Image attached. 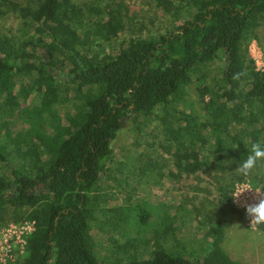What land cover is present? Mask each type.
Here are the masks:
<instances>
[{"label": "trees", "instance_id": "1", "mask_svg": "<svg viewBox=\"0 0 264 264\" xmlns=\"http://www.w3.org/2000/svg\"><path fill=\"white\" fill-rule=\"evenodd\" d=\"M153 1L174 18L169 32L132 35L99 54L97 41L117 37L131 22L122 0H0V12L25 10L18 33L0 34V226L33 224L23 253L7 264H106L109 257L99 259L88 231L90 215L106 211L97 197L111 142L122 127L168 105L161 145L174 156L169 176L204 170L207 142L219 164L243 167L217 187V197L247 217L232 194L234 181L250 177V156L264 152L258 103L264 100V68L246 63V44L264 23V0ZM84 35L88 45L81 42ZM218 59L220 78L210 86L203 71ZM199 74L202 114L179 116L178 96ZM29 93L38 106L29 107ZM15 120L23 137L12 135ZM202 130L211 137H200ZM135 208L144 223L151 226L153 214L157 221L124 264H242L221 248L220 220H201L196 243L184 247L174 213L159 214L141 203ZM257 225L264 230V223Z\"/></svg>", "mask_w": 264, "mask_h": 264}, {"label": "rangeland", "instance_id": "2", "mask_svg": "<svg viewBox=\"0 0 264 264\" xmlns=\"http://www.w3.org/2000/svg\"><path fill=\"white\" fill-rule=\"evenodd\" d=\"M122 1L128 8L131 22L117 37L108 41L99 39V54L114 51L132 35L148 36L169 32L172 24L174 25V18L157 7L153 0ZM24 15L25 10L1 11L0 34L4 33L10 38L13 33H18ZM88 36L80 37L81 42L88 45ZM246 48V63H252L256 70L263 69L264 23L255 29V37L248 41ZM220 66L222 61L218 59L204 68L205 78L199 74L187 85L176 103L179 116L190 111L195 115L202 114L203 103L197 85L202 77L210 86L217 83ZM28 95L29 107L38 106V99L31 93ZM80 96L82 93L77 95ZM258 103L262 105L261 114L264 116V100ZM171 111L168 105L140 124L129 123L119 129L116 138L111 142L112 155L102 176L100 197H97L106 211L90 215L88 231V238L99 259L104 260L102 256H105L109 257V260H104L106 264H124L133 251L141 250L142 239L150 237V228L157 221L155 214L151 218V226L148 225L149 222L144 223V219H139L134 206L141 203L143 207L155 208L159 214H175L180 246L196 243V236L201 235V220L215 218L223 226V239L220 243L223 251L242 264H264V230L257 225V222L264 223V152L250 156L246 164L250 177L234 181L233 201L247 212L246 218L240 217L219 204L217 187L230 182L237 176V172H242L243 167L229 168L226 160L219 164L207 142L203 153L209 165L204 170L188 178L169 176V171H174V156L161 145L164 143L162 137H165L161 130V119L165 115L168 117ZM15 122L16 120L11 125L13 137H23L20 125ZM262 129L264 131V126ZM200 133V137H211L208 130ZM16 143L21 150V138H17ZM235 192L239 193L238 196ZM111 208L116 211H110ZM180 219H184L183 224H180ZM11 222L15 223L8 221L0 229L7 228ZM147 246L150 248L152 242Z\"/></svg>", "mask_w": 264, "mask_h": 264}, {"label": "built area", "instance_id": "3", "mask_svg": "<svg viewBox=\"0 0 264 264\" xmlns=\"http://www.w3.org/2000/svg\"><path fill=\"white\" fill-rule=\"evenodd\" d=\"M238 194L235 192L236 196ZM32 229L33 224L28 221L11 222L7 228L0 229V264H7L18 253H23L24 238Z\"/></svg>", "mask_w": 264, "mask_h": 264}]
</instances>
